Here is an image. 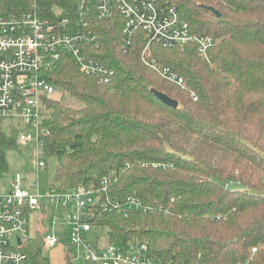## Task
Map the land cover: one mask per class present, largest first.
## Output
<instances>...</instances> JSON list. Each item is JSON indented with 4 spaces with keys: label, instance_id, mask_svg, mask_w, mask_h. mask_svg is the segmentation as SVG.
I'll list each match as a JSON object with an SVG mask.
<instances>
[{
    "label": "trees",
    "instance_id": "obj_1",
    "mask_svg": "<svg viewBox=\"0 0 264 264\" xmlns=\"http://www.w3.org/2000/svg\"><path fill=\"white\" fill-rule=\"evenodd\" d=\"M160 1L174 6L192 33L213 37L207 57L190 42L150 44L158 63L184 79L182 89L142 63L143 31L123 51L122 16L93 17L97 46L85 52L114 74L98 83L65 52L48 70L59 94L44 100L49 133L41 142L44 154L56 157L53 181L97 186L110 174L111 198L134 195L150 209L99 213L91 224L109 242L146 243L162 264H264V0ZM53 9L73 17L75 0H0L4 15L49 16ZM16 147L14 130L0 124V172L5 152ZM25 252L27 264H51L39 234Z\"/></svg>",
    "mask_w": 264,
    "mask_h": 264
},
{
    "label": "built area",
    "instance_id": "obj_2",
    "mask_svg": "<svg viewBox=\"0 0 264 264\" xmlns=\"http://www.w3.org/2000/svg\"><path fill=\"white\" fill-rule=\"evenodd\" d=\"M114 12L124 21L121 49L127 50L135 31H143L147 41L140 52L142 63L182 89L184 79L158 63L150 44L183 48L190 42L206 58L214 43L210 35L192 33L175 7L160 0H75L73 17H59V9H53L49 16L35 10L0 13V124L5 130H14L17 146L34 147L36 170H44L47 165L41 142L49 133L44 124V100L56 92L48 70L65 52L80 73L95 76L101 84L109 82L114 70L89 57L85 48L97 46L98 37L91 27L93 17L108 19ZM190 95L196 99L193 92ZM110 182V174L102 177L97 186L84 183L66 187L50 181L47 190L41 192L37 183L26 184L18 174L9 178L7 188L0 190V264H27L25 247L35 234L41 235L45 251L59 242L64 251L69 248L72 262L81 259L83 264H162L148 255L146 243L127 241L119 245L108 241L99 246L98 236L96 241L89 239L88 234L97 228L90 222L94 215L113 211L127 216L132 210L150 209L134 195L111 198ZM33 215L39 217L33 221ZM42 217L47 220L44 227ZM49 221L61 224L60 236L67 240L56 235Z\"/></svg>",
    "mask_w": 264,
    "mask_h": 264
},
{
    "label": "rangeland",
    "instance_id": "obj_3",
    "mask_svg": "<svg viewBox=\"0 0 264 264\" xmlns=\"http://www.w3.org/2000/svg\"><path fill=\"white\" fill-rule=\"evenodd\" d=\"M55 94H59L58 91ZM59 97V95H56ZM54 96V97H56ZM72 105H75L76 102L73 100H68ZM6 160V171L0 172V190L6 189L8 186L9 178L18 174L26 180V184L29 182L37 183L38 188L41 192L47 190V184L50 181L54 180V173L57 165L56 157L53 155H45L46 168L44 170H36L34 168L35 162V151L34 147L30 144L19 145L16 148L9 149L5 152ZM39 215H33L31 220L35 221ZM41 217V215H40ZM47 218H50L47 216ZM41 226L44 227L47 225V220L43 217L40 219ZM50 224V221H49ZM53 227V231L61 239L67 240L65 236L61 235L63 227L61 224H50ZM33 228H36L35 226ZM32 229V228H31ZM33 232V230H32ZM99 233V234H98ZM105 232L100 228H93L91 233L88 234V237L92 241H96L98 236V245L105 246L108 242ZM45 254L49 257L51 264H69L64 252V247L62 243H58L56 246L49 248L45 251ZM72 264H83L82 260L73 261Z\"/></svg>",
    "mask_w": 264,
    "mask_h": 264
},
{
    "label": "water",
    "instance_id": "obj_4",
    "mask_svg": "<svg viewBox=\"0 0 264 264\" xmlns=\"http://www.w3.org/2000/svg\"><path fill=\"white\" fill-rule=\"evenodd\" d=\"M209 10L212 11V13L215 15V16H219L220 13L214 9L213 7H207ZM151 91L155 94V96L160 99L162 102H164L165 104L167 105H171L172 107H176L177 106V102L173 99H171L170 97H168L166 94L162 93V92H159L155 89H151Z\"/></svg>",
    "mask_w": 264,
    "mask_h": 264
},
{
    "label": "crops",
    "instance_id": "obj_5",
    "mask_svg": "<svg viewBox=\"0 0 264 264\" xmlns=\"http://www.w3.org/2000/svg\"><path fill=\"white\" fill-rule=\"evenodd\" d=\"M65 252V251H64Z\"/></svg>",
    "mask_w": 264,
    "mask_h": 264
}]
</instances>
